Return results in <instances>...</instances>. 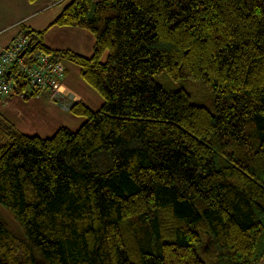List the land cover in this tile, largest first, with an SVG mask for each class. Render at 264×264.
<instances>
[{
    "label": "trees",
    "instance_id": "1",
    "mask_svg": "<svg viewBox=\"0 0 264 264\" xmlns=\"http://www.w3.org/2000/svg\"><path fill=\"white\" fill-rule=\"evenodd\" d=\"M52 26L93 36L83 56L26 31L102 103L45 138L0 113V206L24 233L0 218V264L264 260V0H69ZM164 71L202 80L216 114Z\"/></svg>",
    "mask_w": 264,
    "mask_h": 264
},
{
    "label": "rangeland",
    "instance_id": "2",
    "mask_svg": "<svg viewBox=\"0 0 264 264\" xmlns=\"http://www.w3.org/2000/svg\"><path fill=\"white\" fill-rule=\"evenodd\" d=\"M68 1L69 0H65L63 3L58 4L55 8L48 9L41 13L34 19V22L38 24L44 20H48L52 16H55L61 11L63 6ZM88 33L86 34L89 36ZM73 66L76 68L75 65ZM76 77L77 82L80 83L79 81L81 78H79L78 75ZM152 82L160 85L166 91H176L182 89L187 94H189L190 102L192 104L204 106L212 114H216V109L213 102L214 94L202 80H192L186 77L174 79L164 71L153 75ZM74 83L75 82L73 81V84ZM80 85L84 89V93L86 94V98L89 101V105L91 107L99 108L102 103L101 97L84 82L80 83ZM59 86L62 94L56 101L51 100L54 103L48 102L46 107H41L38 105L41 101H46L42 96H39L38 98L23 99V97H18L12 93L11 96L13 95V99H11L6 107L4 106L5 102H1L0 113L5 116L7 122L18 132L26 135L37 134L43 138L50 137L55 132L56 128H58V126H67L72 128L71 130H76L82 124L84 119L72 116L69 114V109L64 108V104L69 103V100L73 101V103L76 101L72 93L65 91L60 84ZM64 110L68 111L69 113L65 112ZM0 218L15 232L20 235L24 234L21 226L1 206Z\"/></svg>",
    "mask_w": 264,
    "mask_h": 264
},
{
    "label": "crops",
    "instance_id": "3",
    "mask_svg": "<svg viewBox=\"0 0 264 264\" xmlns=\"http://www.w3.org/2000/svg\"><path fill=\"white\" fill-rule=\"evenodd\" d=\"M58 4H60V2L55 0H35L34 2H30L28 0H0V51L9 45V43L20 32L33 31L36 33L44 31L42 37L39 36V38L47 48L51 50L69 49L83 56H90L92 53L94 39L92 35L88 33V31L86 32L75 27H48V25L55 19L57 14L38 24L34 22V19L41 13L48 9L55 8ZM86 33H88L89 36ZM61 64L65 70V76L60 81L61 87L65 91L72 93L75 97V101H82L90 108L97 109L89 105V101L86 98L84 89L80 85V83L83 81L80 80V83L77 82L76 76L78 75L80 78L79 69L77 67L75 68L73 64L68 62H61ZM73 81L75 82L74 84ZM42 97L46 101H41L38 104L39 106L46 107L48 102H52L47 97ZM11 99H13V95L11 96V94L4 99L5 107L11 101ZM259 264H264V260H262Z\"/></svg>",
    "mask_w": 264,
    "mask_h": 264
},
{
    "label": "built area",
    "instance_id": "4",
    "mask_svg": "<svg viewBox=\"0 0 264 264\" xmlns=\"http://www.w3.org/2000/svg\"><path fill=\"white\" fill-rule=\"evenodd\" d=\"M37 42L36 36L23 31L0 51V104L12 93L54 101L62 94L59 84L65 70L51 53L35 48ZM72 103L69 100L64 108Z\"/></svg>",
    "mask_w": 264,
    "mask_h": 264
}]
</instances>
